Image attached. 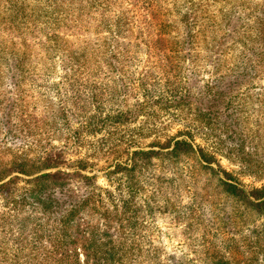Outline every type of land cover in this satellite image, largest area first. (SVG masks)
<instances>
[{
    "label": "rangeland",
    "instance_id": "rangeland-1",
    "mask_svg": "<svg viewBox=\"0 0 264 264\" xmlns=\"http://www.w3.org/2000/svg\"><path fill=\"white\" fill-rule=\"evenodd\" d=\"M176 141L192 153L166 155ZM42 161L90 179L71 188L93 195L88 227L112 225L114 264H243L264 224L224 227L217 178L264 187V0H0V173ZM12 177L0 264H83L67 194L42 213Z\"/></svg>",
    "mask_w": 264,
    "mask_h": 264
},
{
    "label": "trees",
    "instance_id": "trees-1",
    "mask_svg": "<svg viewBox=\"0 0 264 264\" xmlns=\"http://www.w3.org/2000/svg\"><path fill=\"white\" fill-rule=\"evenodd\" d=\"M205 117L209 120L208 117L210 116L206 114ZM180 150H182V152H186L185 154L192 153L191 145L188 142L176 141L174 143L173 149L166 155H176ZM138 154L142 156L149 155V153L143 152ZM199 158H201V162L206 163L208 166L207 167L199 164L200 169L208 170L211 174H216L215 170L209 167L210 165H208L211 164L209 162L210 157H205L203 154H201L199 155ZM243 159H245V162L247 163H253L254 161L252 157L248 155ZM43 162L44 161L41 163L31 162L27 165V167H24V165H17L16 163L12 169H4V171L0 173V190L6 189L13 181L17 180L16 177L9 178L11 174L17 173L24 175L27 177V179L24 180L25 183L29 184L30 186L28 188L29 197L38 203V210H41L42 213L53 212V205H55L54 208L59 209L64 203H60L54 197L59 193L61 194V197L62 195L67 194V198L71 200L69 202L71 205L61 220L64 221V225H75V220L81 217V213L83 212L85 205H87L89 201L92 200L93 195L86 194L84 195L85 197H82L76 194L75 196L73 189L71 188V184L73 179H76L77 181L78 178L84 179L85 181H90V179L86 176H82L80 173H76L74 175L63 174L59 171L54 173H44L47 169L55 168L56 163L46 164ZM259 164H261V167L264 170V162L260 161ZM123 170L129 174L134 170V167H131L129 170ZM258 178H263V176H259ZM217 184L219 189H221L220 191L225 195L226 199L231 200L237 205V209L233 208L229 214L225 215L224 219L219 218V220L224 224V227L229 225L231 228H235L238 223L234 219H237L238 217L243 220V223L245 224L247 223L248 218L253 219L254 217L259 218L264 224V187L246 192L240 188L232 178L226 180L217 178ZM85 186V184H79L77 185V188L82 189L85 188ZM125 186H127L129 192H131V187L128 182L125 184ZM45 194H47V197L42 198ZM77 197L82 198H79L78 201H76ZM240 206H243V209H241ZM91 210L92 209H90V211ZM54 212H56V209ZM233 216L235 217L233 218ZM81 219L83 221V225L79 224V226L82 225L80 227L83 229L80 231L82 241L81 251L86 258L83 264H114L115 262H119V250L115 252V248L112 247L111 242L103 241L104 239H102V237L107 235L112 229V225L109 223H103V228H107V230L103 231L98 228L97 225L91 224L88 227L86 220L82 217ZM76 226L78 228V225ZM256 241L259 243L257 250H249L251 244L250 241L246 245L247 250H245V253L243 254L245 256L243 264H264V246L261 243L264 240L256 238L253 243ZM229 246L230 245H228V247ZM73 251L75 253L74 249L68 252ZM97 253L101 254L100 257L97 256ZM259 253H261L262 257L260 261L256 260L255 262L254 260L257 258ZM93 256H97V259ZM91 257H93V260H91ZM221 262V259H219L216 264H220ZM229 262L230 261L227 260L225 264H228ZM235 264L237 263L235 262Z\"/></svg>",
    "mask_w": 264,
    "mask_h": 264
}]
</instances>
